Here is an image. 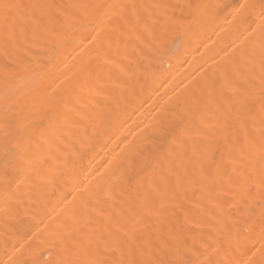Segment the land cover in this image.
Here are the masks:
<instances>
[{"label": "bare ground", "instance_id": "1", "mask_svg": "<svg viewBox=\"0 0 264 264\" xmlns=\"http://www.w3.org/2000/svg\"><path fill=\"white\" fill-rule=\"evenodd\" d=\"M262 181L264 0H0V264H264Z\"/></svg>", "mask_w": 264, "mask_h": 264}, {"label": "snow or ice", "instance_id": "2", "mask_svg": "<svg viewBox=\"0 0 264 264\" xmlns=\"http://www.w3.org/2000/svg\"><path fill=\"white\" fill-rule=\"evenodd\" d=\"M5 7H8L7 5ZM5 166H7V161H5ZM261 189L264 190V181H262L260 185ZM245 205L247 204V197L244 198ZM260 219H261V236L264 237V207L261 208L260 211ZM58 264H78L76 261H59ZM170 264H190V262L185 261L183 259H176L174 261H171Z\"/></svg>", "mask_w": 264, "mask_h": 264}]
</instances>
